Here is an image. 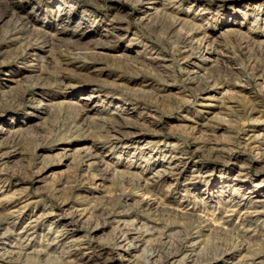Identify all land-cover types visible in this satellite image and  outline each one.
<instances>
[{"label":"rangeland","instance_id":"obj_1","mask_svg":"<svg viewBox=\"0 0 264 264\" xmlns=\"http://www.w3.org/2000/svg\"><path fill=\"white\" fill-rule=\"evenodd\" d=\"M259 199L264 0H0V264H264Z\"/></svg>","mask_w":264,"mask_h":264},{"label":"bare ground","instance_id":"obj_2","mask_svg":"<svg viewBox=\"0 0 264 264\" xmlns=\"http://www.w3.org/2000/svg\"><path fill=\"white\" fill-rule=\"evenodd\" d=\"M63 37V36H61ZM57 41H61V46H63L64 48H67V47H72V46H75L77 45V42L75 40H72L70 38H55ZM69 61V60H68ZM72 61V60H71ZM91 96L88 95V96H83L82 97V100H85V101H89L91 100ZM121 118V117H119ZM176 168V167H175ZM173 170V169H172ZM176 171V169H175ZM178 173V171H177ZM258 188V187H257ZM257 203L259 204H263L264 203V199H259L256 201ZM123 223V221H122ZM133 223V222H132ZM135 223V222H134ZM133 223V224H134ZM125 224V222H124ZM127 224V222H126ZM66 230V229H65ZM70 230V229H69ZM125 230V229H124ZM129 230V229H128ZM73 230H71L72 232ZM70 232V233H71ZM130 232V231H129ZM127 231V233L123 234L119 241L117 242V249H120L122 251H127V250H131V251H137L138 249H140L139 247H141L143 245V240L142 239H133V236L131 237L130 236V233ZM64 233V232H63ZM67 233V232H66ZM73 233V232H72ZM69 236V235H68ZM66 237V236H65ZM70 237V236H69ZM8 234L6 232H3L0 234V260H3V261H9V259H11L13 257V254H15V252L13 250H11V246H10V243H9V239H8ZM60 238V237H59ZM64 238V237H63ZM86 241V240H85ZM65 242V241H64ZM68 244H70L71 246H81V248L83 249H87L84 245V243L82 241H73V240H70L68 242ZM76 249V248H75ZM134 256V255H132ZM218 258H215L212 262V264H218ZM229 261L226 260V263H228Z\"/></svg>","mask_w":264,"mask_h":264}]
</instances>
